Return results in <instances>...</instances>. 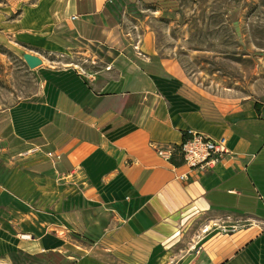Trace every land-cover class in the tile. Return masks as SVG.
<instances>
[{"label":"crops","instance_id":"1","mask_svg":"<svg viewBox=\"0 0 264 264\" xmlns=\"http://www.w3.org/2000/svg\"><path fill=\"white\" fill-rule=\"evenodd\" d=\"M115 2L73 0L25 35L83 64L37 55L41 91L0 119V264H264V107L216 102L177 61L129 50ZM189 130L226 139L234 158L199 176L155 150ZM217 224L237 230L204 232Z\"/></svg>","mask_w":264,"mask_h":264},{"label":"rangeland","instance_id":"2","mask_svg":"<svg viewBox=\"0 0 264 264\" xmlns=\"http://www.w3.org/2000/svg\"><path fill=\"white\" fill-rule=\"evenodd\" d=\"M72 1L0 0V119L4 124L5 111L36 98L42 88L40 66L30 69L24 53L45 56L50 68L66 62L83 64L75 55L57 62L26 42L25 35L41 30L34 26L37 21L60 20ZM114 12L118 35L129 50L177 61L184 69L182 79L216 102L220 96L264 107V0H116ZM88 52L107 61L97 48ZM103 60L84 65L96 70Z\"/></svg>","mask_w":264,"mask_h":264},{"label":"built area","instance_id":"3","mask_svg":"<svg viewBox=\"0 0 264 264\" xmlns=\"http://www.w3.org/2000/svg\"><path fill=\"white\" fill-rule=\"evenodd\" d=\"M259 116L264 118V111H262ZM34 150L35 148L29 151ZM155 150L160 156H163L167 160L171 159L174 151H178L188 170H191V172L195 175L198 174L199 176H201V174L212 172L217 164L234 158V154H232L227 147L226 139H212L194 130L188 131V137L182 144H180V146L171 145L168 150L155 147ZM47 156L53 159L55 163L61 160L62 154L49 152L47 153ZM195 175L188 176L186 174L179 176L178 179L180 181H186L195 177ZM213 230L228 234L237 230V226L217 224L205 228L204 232L210 233Z\"/></svg>","mask_w":264,"mask_h":264},{"label":"water","instance_id":"4","mask_svg":"<svg viewBox=\"0 0 264 264\" xmlns=\"http://www.w3.org/2000/svg\"><path fill=\"white\" fill-rule=\"evenodd\" d=\"M22 58L25 60V62L27 63L30 69L37 68L38 66H41L43 63L41 58H39L38 56L37 57L33 56L32 54L29 53H24Z\"/></svg>","mask_w":264,"mask_h":264},{"label":"trees","instance_id":"5","mask_svg":"<svg viewBox=\"0 0 264 264\" xmlns=\"http://www.w3.org/2000/svg\"><path fill=\"white\" fill-rule=\"evenodd\" d=\"M256 106H260L259 104H256Z\"/></svg>","mask_w":264,"mask_h":264}]
</instances>
